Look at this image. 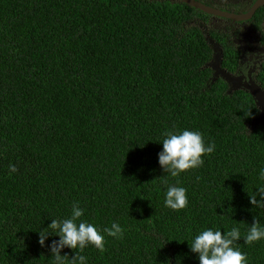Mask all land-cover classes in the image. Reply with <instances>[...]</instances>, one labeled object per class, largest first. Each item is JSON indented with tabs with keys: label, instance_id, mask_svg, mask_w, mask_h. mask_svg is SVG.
Listing matches in <instances>:
<instances>
[{
	"label": "trees",
	"instance_id": "trees-1",
	"mask_svg": "<svg viewBox=\"0 0 264 264\" xmlns=\"http://www.w3.org/2000/svg\"><path fill=\"white\" fill-rule=\"evenodd\" d=\"M209 17L169 0H0V264H52L59 237L42 246L38 231L77 202L104 250L65 247L68 260L199 264L187 241L238 227L235 246L264 264V239H243L257 220L264 227V208L250 202L264 199V121L252 126L250 93L213 76L198 25ZM252 18L264 22V6ZM237 58L222 61L231 76ZM256 75L264 90V64ZM184 129L215 150L171 177L160 142ZM165 179L187 189L186 208L165 207ZM113 223L122 236L103 232Z\"/></svg>",
	"mask_w": 264,
	"mask_h": 264
},
{
	"label": "clouds",
	"instance_id": "clouds-1",
	"mask_svg": "<svg viewBox=\"0 0 264 264\" xmlns=\"http://www.w3.org/2000/svg\"><path fill=\"white\" fill-rule=\"evenodd\" d=\"M249 115L251 113L245 114V116ZM160 143H162L163 149L158 154L159 164L164 173H168L171 177H178L186 170L202 166L204 163L202 157L215 150V144L206 145L203 135L199 131L188 129L167 131L163 134ZM10 171L14 173L17 169L14 165H10ZM259 176L264 179V169L260 170ZM163 183L166 187L165 207L177 211L186 208L189 203L187 189L168 184L167 179ZM258 189L261 194H264V185L258 186ZM250 202L264 208V199L257 201L255 195L251 197ZM84 211L78 202L74 203L70 217L52 219L47 228L38 231L39 243L42 246L49 234L59 237L58 241L54 240L52 243V264H66V262L67 264H87V257L77 252L70 260H68V255L62 256L61 250L65 247L72 250L78 248L80 252H83L86 247L92 245L100 251L104 250L105 237L101 230H98L92 223L80 220ZM259 225L260 221L257 220L248 229L247 234L243 237L246 244L264 239V227ZM103 232L115 237L123 235V229L119 223H113L110 228L103 229ZM240 239L241 232L238 227H232L228 231L207 228L187 242L191 252L197 255L199 264H248L246 255L235 246Z\"/></svg>",
	"mask_w": 264,
	"mask_h": 264
},
{
	"label": "flooded vegetation",
	"instance_id": "flooded-vegetation-1",
	"mask_svg": "<svg viewBox=\"0 0 264 264\" xmlns=\"http://www.w3.org/2000/svg\"><path fill=\"white\" fill-rule=\"evenodd\" d=\"M149 1L160 2V1H165V0H149ZM169 1L181 2L180 0H169ZM195 1L201 2L207 6H208V4L212 5L210 7H213V8L219 9V10H221L220 8H222L221 11L240 14V13H244L249 8V7H247L248 3L251 2V4H252L256 0H210V1H208V0H195ZM211 17H209L205 23H202V22L198 23L199 27L205 26L207 28V33H208L209 29L214 31V36L216 37V40H212L208 36V42L212 43V45H210V46H212V49H213L212 61L210 63H213L215 61V57L219 55V53H216L213 46H217V49L220 50V52H221V56L219 55L220 56L219 66L221 69H224L221 67V65H222V61L226 57V55H230L231 51H233L234 53H238L239 58H237V61L234 62V67H235L234 73H233V74H235L234 77H239L241 79L240 80V82H241L240 86H243L242 83L244 81H246L247 83L254 82L256 84L255 77L257 76L256 74L259 70L255 71L254 75L252 76L251 75V73H252L251 69L249 67L244 68V66L242 64V52H241L240 46H239L242 44L241 43L242 40L240 41V40L236 39V41H233L234 35L231 36V31H234V27L236 25L241 24V23H247L249 25L251 33L248 35H243L245 37V39H247L246 44H243V46L246 48V53L251 56V58H252L251 60L252 61H259L260 65L262 66L264 64V22H262L260 25L256 26V24L253 22V18H251L249 21H241V22H232L229 20L230 21V24L228 25L229 30H227V29H224L221 25L213 26L210 23ZM218 18H220V17H218ZM220 19L221 20H228V19H224V18H220ZM196 22H197V19H195L193 21V23H196ZM201 30H202V28H201ZM217 39H219V40H217ZM224 50L227 51L226 55L224 54ZM258 50L261 52V54L257 55ZM225 71L229 74H232V73L228 72L227 70H225Z\"/></svg>",
	"mask_w": 264,
	"mask_h": 264
},
{
	"label": "water",
	"instance_id": "water-1",
	"mask_svg": "<svg viewBox=\"0 0 264 264\" xmlns=\"http://www.w3.org/2000/svg\"><path fill=\"white\" fill-rule=\"evenodd\" d=\"M182 3L188 5L189 7L198 10L206 15H210L213 17H220L224 19H228L232 22H241V21H249L253 15L256 13V11L264 6V0H256L254 3L244 12L240 14L235 13H229L225 11H221L219 9L207 6L201 2L195 1V0H180ZM209 45H212L211 42H209ZM212 47V46H211ZM216 53H219L221 56L220 50L217 49V46H213ZM215 57V61L213 63L209 64V67L213 70V76L216 77H222L225 79L228 84L230 90L234 89H243L250 93L252 96L256 107L260 110L259 116L253 121L252 126H256L258 123H261L264 121V90H262L258 85H256L254 82L247 83L244 81L241 85L240 78L231 76L229 73H227L225 70L221 69L220 64V56Z\"/></svg>",
	"mask_w": 264,
	"mask_h": 264
},
{
	"label": "rangeland",
	"instance_id": "rangeland-1",
	"mask_svg": "<svg viewBox=\"0 0 264 264\" xmlns=\"http://www.w3.org/2000/svg\"><path fill=\"white\" fill-rule=\"evenodd\" d=\"M210 1V0H208ZM222 10V8H220ZM210 23L213 26H218L221 25L224 29H228V25L230 24L229 20H221L218 17H211L210 19ZM202 31L204 32L205 37L208 39V34H207V28L205 26H201ZM250 27L247 23H241L239 25H236L234 27V31H231V36L234 35L233 37V41H236V39L238 40H242V44L239 45L240 46V50L242 52V64L244 66V68H250L251 69V75H254V72L257 70L261 69V65L259 63V61H252L251 56L249 54L246 53V48L243 46V44H246L247 39H245V37L243 35H248L250 34ZM261 54V52L258 50L257 51V55ZM247 56V57H246ZM259 63V64H258Z\"/></svg>",
	"mask_w": 264,
	"mask_h": 264
}]
</instances>
